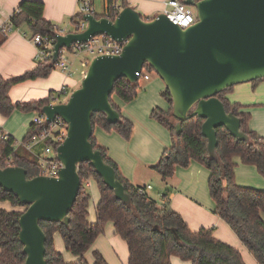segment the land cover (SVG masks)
<instances>
[{"label":"trees","instance_id":"trees-1","mask_svg":"<svg viewBox=\"0 0 264 264\" xmlns=\"http://www.w3.org/2000/svg\"><path fill=\"white\" fill-rule=\"evenodd\" d=\"M104 3V13L95 15L98 19L108 18L114 21L120 11L129 6L127 0H105ZM44 13L43 2L24 0L11 16L10 22L13 29L27 25L33 35L56 38L58 28L45 19ZM82 16L79 13L73 19L76 26L79 25ZM56 69L52 62H40L33 71L21 77L7 80L0 76V116L9 119L15 112L36 113L42 116V109L49 105L51 99L59 92H51L48 98L39 101L14 103L10 91L20 83L48 78ZM144 73L152 74L154 71L149 65H145ZM140 82L141 80L132 83L127 78H121L116 82L110 102L121 115V120L111 125L104 114L96 113L92 117L94 130L101 128L107 134H117L127 142L132 140L135 125L124 117L113 97H118L125 104L134 102L142 90ZM234 87L217 97L225 104L228 113L233 112L242 120L241 129L250 137V142L238 141L224 127L218 128L217 154L220 163L210 159L208 140L202 135L205 120L196 116L184 121L182 133L176 136L174 132L177 121L172 115L173 101L169 91L165 89L162 96L168 102L169 110L156 108L151 118L171 133L172 146L166 149L153 169L167 183L175 176L177 169H187L193 162L206 168L210 172L209 193L215 204L214 214L231 228L257 263L264 264V191L239 186L235 173L237 168L235 160L240 159L243 165L256 167L258 173L264 177V137L249 129L251 118L249 108L239 103H231L226 98ZM66 88L68 90V87ZM43 128L32 123L22 145ZM91 142L94 149L101 152L104 161L116 171L117 179L132 199V207L115 198L114 192L104 184L89 163L80 164L78 172L82 187L69 214L71 219L69 227L61 223H40L47 237L48 264H89L85 254L105 232L108 223L114 224L117 235L127 244L129 264H172L173 258L190 264H246L241 252L218 239L214 235V229L202 228L193 231L182 215L171 207L168 196H165V201L160 206L147 194H141L139 191L141 187L134 186L123 176L118 164L110 158L108 150L99 144L94 134ZM18 144L11 135L0 139V168L11 166L23 168L27 171L28 179L41 176L39 160L24 147H18ZM48 145L53 144L48 142ZM60 145L61 143L54 144L53 147L56 150ZM91 180L96 182L100 192V201L96 208L97 220L94 224L89 222L91 194L87 183ZM5 202L18 210L8 211L0 208V264H26L24 247L19 241L21 230L19 219L28 206L21 204L14 194L5 192L0 187V203ZM55 234L61 236L67 251L78 258L76 262L67 263L63 255L56 250ZM94 264L108 262L100 252L95 251Z\"/></svg>","mask_w":264,"mask_h":264},{"label":"water","instance_id":"water-1","mask_svg":"<svg viewBox=\"0 0 264 264\" xmlns=\"http://www.w3.org/2000/svg\"><path fill=\"white\" fill-rule=\"evenodd\" d=\"M197 11V22L182 29L165 13L150 20L133 7L120 11L114 21L85 14L87 28L56 35L53 48L55 64L60 51L74 44H85L97 36H108L125 43L120 55L94 58L82 80L66 103L42 109L48 125L56 118L68 125L64 142L56 149L58 178H27L23 168H0V187L14 194L28 209L19 219V241L24 247L26 264H48L47 237L40 223L70 225V212L82 187L79 165L89 163L114 192L117 200L132 207V199L91 142L92 117L106 116L109 124L120 122L110 98L116 82L127 78L139 81V73L149 65L164 82L173 101L176 119L174 134L192 117L205 120L202 135L208 140L210 159L220 163L217 154V129L224 127L238 141L250 142L242 120L217 97L234 86L264 79V0H184Z\"/></svg>","mask_w":264,"mask_h":264},{"label":"crops","instance_id":"crops-1","mask_svg":"<svg viewBox=\"0 0 264 264\" xmlns=\"http://www.w3.org/2000/svg\"><path fill=\"white\" fill-rule=\"evenodd\" d=\"M22 1L24 0H0V76L7 80L21 77L33 71L40 64L37 59V49L31 42L33 33L27 25L12 29L8 33L3 30ZM35 1L45 4V19L59 28L60 34L66 35L72 33L69 28L74 24L75 16L80 13L81 2L85 0ZM87 1L93 7L96 2L102 1L105 10V0ZM167 2L168 0H127L129 6L150 20L169 10L166 5ZM86 63L88 62L86 61L80 66L82 78L85 76L83 70L89 67L86 66ZM153 74H151V79L147 84L142 87V91L134 102L125 104L118 97H113L114 102L121 108L124 117L135 125L132 140L127 142L117 134H107L101 128H95L96 140L108 150L110 158L118 164L121 173L130 183L141 188L151 186L152 188L146 194L157 203L158 201L154 198L162 196L160 206L164 203L165 196H168L171 207L182 215L193 231L202 228L214 229V235L218 239L241 252L246 264H258L231 228L214 214L215 204L209 193L210 172L206 168L193 162L187 169H177L175 176L167 183L163 179L157 178L158 176L152 169L159 162L166 149L172 146L171 133L151 118V114L156 108L164 111L169 110L168 102L161 97L166 86L159 76V78L153 79ZM64 75L66 74L59 73L58 75L53 72L46 79L20 83L11 89L10 97L14 103L43 100L48 98L51 92L60 89L59 85L62 86V82L61 90L64 87H68V91L72 92L78 89V83L73 82L70 79L71 76L66 75L65 77ZM61 78L63 79L60 82ZM226 98L231 103H239L249 108L251 114L249 129L264 137V79L256 83L237 85ZM36 116V113L22 114L19 112H15L9 119L0 116V139L11 135L18 141V147L22 146L23 148L22 143ZM28 153L38 160L42 154L37 147ZM235 161L237 163L235 170L237 184L264 191V177L258 173L256 167L243 165L240 159ZM150 181L154 182L153 185L149 183ZM87 188L94 200L95 215L92 213L90 218L89 213V222L94 224L97 220L96 208L100 201V192L93 180L87 183ZM0 208L8 211L18 210L8 202L0 203ZM90 209L91 205L89 212ZM103 234L104 236L97 238L90 250L99 251L108 264H129L127 244L117 235L114 224L108 223ZM54 241L56 250L63 255L65 261L74 263L75 259L69 256L68 253L70 252L67 251L59 234H55ZM87 253L85 254L86 260L89 264H94L93 255L90 258L87 257ZM172 264L190 263L179 258H173Z\"/></svg>","mask_w":264,"mask_h":264},{"label":"built area","instance_id":"built-area-1","mask_svg":"<svg viewBox=\"0 0 264 264\" xmlns=\"http://www.w3.org/2000/svg\"><path fill=\"white\" fill-rule=\"evenodd\" d=\"M166 5L169 10H166L165 14L168 16L171 22L178 24V26L182 29H187L197 22V16L194 14L191 7H188L183 3V0H168ZM80 14H82L83 16L85 14L96 15L92 4L87 0L81 2ZM76 27L79 32H82L87 28V23L81 18V20L79 21V25H77ZM12 29L13 26L9 19L8 23L3 28V30L8 33L12 31ZM31 42L37 49V59L40 62L51 63L54 57L53 48L56 43V38L37 34L33 35ZM124 46L125 43L117 42L108 36H97L95 38H92L89 42L85 44H74L70 49H62L60 51L59 58L55 63V66L57 69L62 70L63 73H65L67 76H71L72 69L67 63L65 52L69 50L72 51L74 54L84 52L95 56V58L104 55L116 56L122 53ZM86 66H89V63H86ZM138 78L139 80L149 81L151 79V74L144 73L143 69L139 73ZM67 94L68 90L66 87H64L59 92V95H56L54 98L51 99V103L49 105L60 104L61 96ZM33 123L37 126H43L44 128L37 134L33 135V137L27 143L23 144V147L25 150L32 152L36 147L41 144H44L45 157H43V155L42 157L39 156V163L42 169L41 176L58 178V171L59 169H63L64 165L61 161H59L57 157V152L53 146L54 144H62L64 142L67 136L68 125L61 118H56L54 123L48 125L46 122V117L44 115H37L34 118ZM48 142H52L53 145H48ZM151 188V186H149L148 188H140L139 191L141 194H146V192Z\"/></svg>","mask_w":264,"mask_h":264},{"label":"rangeland","instance_id":"rangeland-1","mask_svg":"<svg viewBox=\"0 0 264 264\" xmlns=\"http://www.w3.org/2000/svg\"><path fill=\"white\" fill-rule=\"evenodd\" d=\"M94 8V12H95V14H97V15H101V14H103V11H104V4H103V2L102 1H98V2H96V4H95V6L93 7ZM192 10H193V12H194V14L197 16V11H196V9L195 8H193L192 7ZM75 30H76V25L75 24H72L71 26H70V28H69V31L70 32H75ZM64 31V30H63ZM65 57H66V60H67V63H68V65H69V67L72 69V75H71V77H70V79L73 81V82H77L78 83V88L81 86V83H82V80L84 79V77L82 78V74L80 73V71H81V69H80V66H82L83 65V63L84 62H88L89 63V65L92 63V61L94 60V58H95V56H93V55H91V54H89V53H84V52H82V53H79V54H74L72 51H67V52H65ZM88 68L89 67H87L86 69H84L83 71V74L84 75H86V73H87V71H88ZM76 69H77V71H76ZM79 70V71H78ZM53 72H55L56 74H58L59 75V73H61V74H63V71L62 70H60V69H56V70H54ZM52 72V73H53ZM52 73H51V75H52ZM62 76V75H61ZM65 77H66V75H64ZM63 76V78L65 79V77ZM63 78H61V80H60V82L62 81V79ZM156 78H159L158 77V75L156 74V73H154L153 74V79H156ZM46 79V78H45ZM147 82L148 81H145V80H141V85H142V87H144L146 84H147ZM62 86H63V82H62ZM62 86H61V84L59 85V88L60 89H57V90H55V92L56 91H58V92H60L61 91V88H62ZM77 90V89H76ZM75 91V90H74ZM142 91V90H141ZM71 94H72V91H68V94L67 95H62L61 96V99H60V102L61 103H66L68 100H69V98H70V96H71ZM59 95V94H58ZM161 97H162V99H163V96H162V94H161ZM29 114H33V113H29ZM171 147V146H170ZM169 147V148H170ZM37 148H39L40 149V151H41V157H42V155H43V157H45V152H44V149H45V147H44V144H41V145H39ZM42 148H43V151H42ZM27 151V150H26ZM29 152V151H28ZM152 169H153V167H152ZM154 170V169H153ZM154 172L156 173V175L158 176L157 178H161V176L154 170ZM162 179V178H161ZM151 185H153L152 183H154V182H152V181H150L149 182ZM138 184V183H137ZM143 188H147V186L146 187H143ZM154 198V197H153ZM154 199H156L157 201H158V204H161L162 202H160V200L162 199V196L160 197V196H158L157 198H154ZM90 205H91V209H90V218H91V216H92V213L95 215V208H94V200H93V196L91 195V201H90ZM20 210V209H19ZM107 226V225H106ZM102 236H104V234H102L100 237H102ZM100 237H98V239L100 238ZM93 250V249H92ZM92 250H89V253H87L88 255H87V257H92V255H93V257H94V252L92 251ZM128 250V249H127ZM93 252V253H92ZM99 252V251H98ZM69 254V256L71 257V258H74L75 260V262L78 260V258L77 257H75L73 254H70V253H68Z\"/></svg>","mask_w":264,"mask_h":264}]
</instances>
